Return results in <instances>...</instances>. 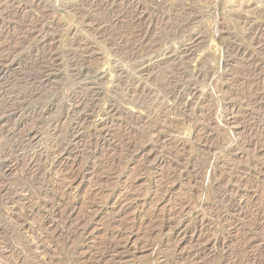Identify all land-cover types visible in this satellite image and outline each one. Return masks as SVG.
I'll return each mask as SVG.
<instances>
[{"label":"rangeland","instance_id":"1","mask_svg":"<svg viewBox=\"0 0 264 264\" xmlns=\"http://www.w3.org/2000/svg\"><path fill=\"white\" fill-rule=\"evenodd\" d=\"M0 264H264V0H0Z\"/></svg>","mask_w":264,"mask_h":264}]
</instances>
